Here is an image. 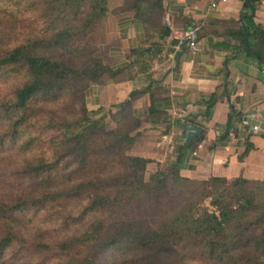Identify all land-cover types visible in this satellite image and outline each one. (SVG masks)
<instances>
[{"label":"trees","instance_id":"obj_1","mask_svg":"<svg viewBox=\"0 0 264 264\" xmlns=\"http://www.w3.org/2000/svg\"><path fill=\"white\" fill-rule=\"evenodd\" d=\"M6 1L0 0V6ZM107 1L46 0L48 16L42 21V29L32 30L25 38V44L0 53V79L10 71L21 72L25 78L13 93L7 95L8 99L0 100V121L11 130L7 136L12 143H16L31 116L37 117L32 106L35 101H53L70 89L79 91L82 78L96 82L103 73L111 74L96 58H89L77 67L66 57L55 55L56 49L67 51L74 42L92 36L96 28L102 26ZM260 2L243 1L239 27L233 32L239 42L236 49L259 66L264 64V29L254 22V16ZM115 13L131 14L146 31L164 32V8L160 0H122ZM221 97L214 94L206 101L207 117ZM80 107V117L54 125L60 131L58 138L49 137L44 142L48 149L53 147L54 152H57L55 149L62 152L55 153L52 159L45 153L29 159L20 173L26 184L16 187L17 191L10 199L0 201V260L15 241L18 248L14 249L10 264L22 257L20 254L25 248L35 253L51 250V245L39 239L28 241L20 235L17 225L24 213H39L48 210L52 204L86 199L80 218L84 220L90 215L94 218L83 222L79 233L72 234L58 246V264H92L98 253L108 249L147 253L149 257L142 258L144 264H162L160 256L163 255L176 257L173 264H260L259 256L249 252L248 248L261 251L260 255L264 256V180L237 178L227 181L213 177L198 181L182 177V151L192 148L191 141L181 146L176 161L150 174L145 181L146 168L152 161L127 154L135 144L138 134L133 133L141 120L120 108L111 114V118L121 116L126 123L107 130L104 116L92 119L85 99ZM148 113V119L158 114L153 106ZM236 120L243 124L242 115L232 109L225 134ZM127 123L133 125L127 128ZM44 130L41 129L36 138L29 137L22 149L30 150L34 143L42 141ZM253 148L246 142L239 161ZM206 200H210V206L215 209L211 213L200 209ZM140 211H146L154 218L150 224L136 219L123 221L109 232V226L102 218L106 214L114 216ZM64 219L61 221L63 226L76 223L72 215H66ZM38 256L43 259L38 262L27 260L23 264L54 261L50 254Z\"/></svg>","mask_w":264,"mask_h":264},{"label":"crops","instance_id":"obj_2","mask_svg":"<svg viewBox=\"0 0 264 264\" xmlns=\"http://www.w3.org/2000/svg\"><path fill=\"white\" fill-rule=\"evenodd\" d=\"M211 1L160 0L164 32L146 31L131 14L112 18L100 53L111 74L90 86L87 108L96 117L123 108L140 119L131 154L151 160L146 170L153 173L176 161L187 144L180 123H188L201 133L192 139V148L182 151V177L262 181L264 64L236 49L233 32L244 0H225L214 9ZM254 22L264 29V0L256 7ZM194 26L199 28L200 49L192 52L179 38ZM214 94L222 97L207 117L206 101ZM151 106L158 114L148 119ZM232 109L242 115L243 124L236 120L225 134ZM246 142L254 148L240 162Z\"/></svg>","mask_w":264,"mask_h":264},{"label":"rangeland","instance_id":"obj_3","mask_svg":"<svg viewBox=\"0 0 264 264\" xmlns=\"http://www.w3.org/2000/svg\"><path fill=\"white\" fill-rule=\"evenodd\" d=\"M18 2H20L19 6L16 5ZM34 2L35 0H7L3 6H0V53L11 51L15 47L25 44V38L32 33V30L36 29L37 31L42 29V21L48 16L46 14L47 8L44 5L46 0H37L36 4L30 6V4ZM121 4L122 0H108L107 14L102 26L96 28L97 30H95L92 36L81 38L80 41L74 42V45H71V47L69 46L67 51L56 49L55 55L66 57L73 61L77 67L83 65L89 58H96L103 63L100 53L107 42L109 28L111 27L110 20L118 16L115 11ZM11 72L12 71L7 72L8 74H3L4 76L0 79V100L4 98L8 99L7 95L13 93L14 89L25 81L23 73L20 72L19 74H15ZM103 74L104 75L100 74V76L102 75L100 79L105 77V73ZM100 79L96 82H99ZM96 82H90L87 78H82V82L80 83L82 86H79V91L77 92L70 89L69 91L63 92V94L56 97L53 101H51L52 99L50 101H42L40 99L35 101L32 106L35 108L37 117L34 118L31 116V120L17 137L16 143H12V140L7 136V133L11 131L7 128V124L0 121V201L10 199L14 192L17 191V188L26 184L21 178L20 173L25 163L30 161L29 159L35 156H41L43 153L46 154L47 158L52 159L55 153L62 152L60 149H55L57 152H54L53 147L48 149V145L44 144V142H46L45 140L49 137L58 138L60 131L59 128H56L54 125L61 124L63 120L72 121L75 117H80L82 114V109L80 107L81 103L84 99L86 101L88 89ZM1 111L2 110H0V112ZM117 112L118 111L115 113ZM91 117L93 120L100 118L96 117L94 114L91 115ZM104 118L107 124V130L116 129L118 126H123V124L126 123L121 116L112 119L111 115L107 114L104 115ZM132 125L131 123H127V128ZM45 128L48 129L44 130ZM41 129L45 132L43 133L44 136L40 139L42 141L39 143L37 142V144L34 143L30 150L22 149V146L28 141L29 137L36 138L40 135L39 132ZM135 132L136 131H134V133ZM55 144L57 145L58 143L56 142ZM131 153L132 149L127 154L133 156ZM165 167L166 165L163 166V169ZM151 169L155 170V167H151ZM152 173V170H146L144 180L148 181ZM86 203V199H81L79 201H73L72 203L52 204L49 206L48 210L40 211L39 213L32 211L20 216V224L17 225L20 235L28 241H38L39 239L40 242L51 245L52 248L51 250H38L36 253L34 250L29 251L27 250L28 248H25L22 254H20L22 257L19 258L16 263L13 262V264H23L26 263L27 260H35V262H38L40 259H43V257L38 256L39 254H50L54 261H49L47 264H58L56 262L59 259L57 255L60 254L58 246L72 234L79 233V229L83 222L90 221L94 218V216L90 215L86 216L84 220H81L80 215ZM200 209L210 213L215 210L210 206V200H206ZM66 215H72L74 219H76L74 226L70 225L67 227L61 224V221L65 220L64 218ZM102 218L106 220V224L109 226V232H113L123 221L128 222L136 219L140 223L144 222L145 224H150L152 219H154L149 213H146V211H140V213L135 212V214L132 212H121L114 216L106 214L103 215ZM1 238L2 233L0 229V240ZM256 241L257 240L254 241V244ZM14 243L15 244L10 246V249L5 251L0 260V264H4V262H6V264L11 263V255L14 249L18 248L17 242L15 241ZM248 249L249 252H255V254L259 256L258 259L259 262L261 261L260 264H264V256L260 255L261 251H252L251 247ZM143 257H149V254H142L140 251L134 250L108 249L98 253L92 260V264H144V262H142ZM160 260L162 264H173L176 257L163 255L162 257L160 256ZM40 264L44 263L40 262ZM190 264H197V262H191Z\"/></svg>","mask_w":264,"mask_h":264},{"label":"built area","instance_id":"obj_4","mask_svg":"<svg viewBox=\"0 0 264 264\" xmlns=\"http://www.w3.org/2000/svg\"><path fill=\"white\" fill-rule=\"evenodd\" d=\"M224 1L225 0H212L210 6L214 9L220 2ZM179 43L189 51H198L200 49L199 28L197 26H194L190 29L185 30L179 38Z\"/></svg>","mask_w":264,"mask_h":264},{"label":"water","instance_id":"obj_5","mask_svg":"<svg viewBox=\"0 0 264 264\" xmlns=\"http://www.w3.org/2000/svg\"><path fill=\"white\" fill-rule=\"evenodd\" d=\"M182 129L187 133V144L192 141V139L201 133V130L188 123H180Z\"/></svg>","mask_w":264,"mask_h":264}]
</instances>
